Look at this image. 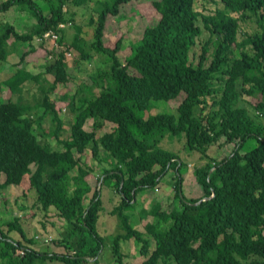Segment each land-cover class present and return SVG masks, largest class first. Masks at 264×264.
<instances>
[{
  "label": "trees",
  "instance_id": "obj_1",
  "mask_svg": "<svg viewBox=\"0 0 264 264\" xmlns=\"http://www.w3.org/2000/svg\"><path fill=\"white\" fill-rule=\"evenodd\" d=\"M89 1L49 0L48 11L35 0L0 1V13L19 6L30 9L37 20L24 33L11 23L2 27L0 61L8 60L12 37L15 46L31 44L38 36L43 46L51 40L61 47L42 73L18 67L8 78L0 77V88L8 86L12 93L21 94L29 81L38 83L43 73L53 75L51 82L44 78L49 87L38 85L43 96L34 104L22 98L0 100V195L31 175L37 205L45 213L54 207L67 221L61 244L74 250L50 252L35 246V237L27 236L16 216L6 225L9 230L18 229L24 241L9 237L0 225L1 264H36L46 258L65 264L97 261L105 245L98 231L103 186L112 191L108 194L110 214L118 217L123 230L110 242L118 264H124L125 257L121 241L131 238L140 245L141 264H264V0H220L223 8L206 13L196 8V0L149 1L160 16L131 45L125 62L119 56L124 36L111 46L105 44L103 35L109 15L118 16L121 6L133 0H98L97 16L89 19L94 26L90 44L105 57L106 67L92 76L95 88H89L90 94L65 91L53 99L58 85L71 79L68 53L76 48L82 59L90 57L82 44V26L75 25L71 42L65 32L75 15L67 6ZM250 18H256L259 28L242 31L241 21ZM204 30L209 37L202 42L195 64L191 51ZM36 48L27 49L20 64ZM180 93L184 98L177 115H142L154 100L169 101ZM245 95L256 102L246 100ZM57 100L66 101L73 113L67 137L62 135L64 108L57 107ZM40 107H44L43 114L35 117L32 112ZM48 117L54 126L45 132L56 138L57 147L42 141L36 131L43 129ZM89 119H93L90 130L85 127ZM104 122L115 126L99 136ZM164 135H184L186 148L198 151L205 160L194 167L202 196L183 193L181 169L187 163L178 152L160 145ZM250 139L257 144L245 149ZM217 143L233 148L216 158L209 150ZM88 149L97 165L103 166L96 186L89 177L97 165L83 160ZM171 171L176 176L171 206L155 201L142 209L141 219L149 215L154 219L144 230L136 228L128 212L136 209L138 195L159 188Z\"/></svg>",
  "mask_w": 264,
  "mask_h": 264
},
{
  "label": "rangeland",
  "instance_id": "obj_2",
  "mask_svg": "<svg viewBox=\"0 0 264 264\" xmlns=\"http://www.w3.org/2000/svg\"><path fill=\"white\" fill-rule=\"evenodd\" d=\"M2 1V0H0ZM38 4L43 7L45 11H48L50 4L49 0H35ZM56 1V0H55ZM104 1V0H103ZM110 1V0H109ZM149 1L152 0H133L132 3L123 4L121 6V11L118 16L109 15L106 28L104 31L103 39L105 44L114 46L116 41L123 35L124 41L122 49L119 52V56L122 62L126 61V57L131 53V45L139 40L144 32L147 25L153 23L159 18V13L152 7ZM100 2L98 0H90L89 2L80 5H68V11L70 13H75L74 22L72 24L66 25V38L71 42L74 38L76 27L75 25H81L83 28V39L82 44L86 51L90 53V57L87 59H82L80 57V52L78 49L73 48L68 57L70 59L69 73L71 79L67 84H60L56 88L52 98H58L63 92H69L74 94L78 92L80 96H85L90 94L89 88L94 89L95 84L92 76L100 69L106 67L105 57L99 53H96L91 48V42L93 40L94 26H90L89 19L91 15L97 16V9L99 8ZM195 6L198 10L203 12L214 11L216 7H222L223 3L220 0H196ZM6 23H11L16 27V30L20 33L27 32L35 23H37L36 17L32 14L30 9L22 10L19 6H14L10 10L0 13V30ZM202 24V22H200ZM242 31L244 32H254L259 28L256 18H250L247 21H241ZM209 37V32L204 30L201 37L198 39V44L192 49L191 56L194 59V63L197 64L201 54L202 42ZM10 55L8 60L0 61V77L1 79L8 78L14 70L18 67H25L28 71L33 74L42 73L44 70L45 63L48 59L54 58L58 55L61 47L56 45L54 41H47L42 45V40L37 36L34 41L30 44L29 42H20L14 44V38L10 39ZM36 46V50L26 56L25 60L21 62V57L23 53L32 47ZM239 55L240 52L238 51ZM20 64V65H19ZM51 82L53 80L52 74H42L41 81L38 83L34 81H29L26 84L23 92L20 94L12 93L8 86L0 88V100L5 101L9 98H13L17 101L18 98H22L23 101L29 102L31 104L36 103L42 99V93L39 84L42 87H49V82H44L45 79ZM184 98V93H180L174 99L167 100H154L152 107L142 113L144 117L154 115L157 113H172L177 115V106L181 103ZM244 98L253 103L256 102V98L245 95ZM57 107L61 111V116L65 121V130L63 131V137L69 135L70 123L73 119V113L67 109V102L57 100ZM44 107H40L35 112H32L35 117L41 116L43 114ZM93 119H89L86 124L88 130L91 129ZM44 133L49 132L53 128V123L50 117L46 118L42 122ZM115 126L112 122H104L103 127L98 131V135L101 136L106 131H111ZM42 130L37 129L42 141H49L54 147H57L56 138L54 136H49L46 133L47 138L42 136ZM46 131V132H45ZM160 145L165 149L170 151L178 152L181 158L186 163H191L190 165H185L181 172L184 175L185 182L183 183V193L187 197H200L204 194L203 188L195 180V174L193 169L195 166L201 164V154L198 151H191L186 148V138L184 135H164L160 139ZM257 144L255 139H250L245 146V149L254 147ZM233 145L229 144L227 146H221L219 143L214 144L209 153L211 156L216 158H222L229 154L232 150ZM83 160L88 162L90 165L96 167L97 161L92 157V152L90 149L83 155ZM202 162L205 160L202 158ZM102 165H97L96 171L89 177L90 182L93 185H99L98 176L103 173ZM34 168V166H32ZM173 172V171H171ZM169 174V173H168ZM175 174L170 173L166 175L161 184V192L158 193V189L155 191L142 192L141 197H137V207L133 212H128L131 214V222L136 228L140 230L145 229V224L147 220L154 218L149 217L148 219H140L139 211L143 207H148L155 201L160 199V196L164 198V204L170 207V200L174 197V184H175ZM31 175H26L21 184L15 185L11 184L5 189L0 195V224L2 230L14 239H24L18 229L9 230L6 225L9 221H12L14 217L19 216L21 224H24L27 236H33L36 240V246L42 250H48L50 252L57 251L60 252H70L71 248L67 249L61 244L62 232L67 224V221L60 217L57 209L52 207L48 213L41 210L40 206L37 205V193L36 190L31 185ZM112 193L111 189L107 186H103L102 193V206L100 210V218L98 221V231L105 238V245L98 256V260L89 259L88 261H82L79 264H118L115 257L113 256L112 249L110 247V242L113 236L117 233L122 232V228L118 217L110 214V202L108 201V194ZM36 235L41 236V238L50 237L52 240L50 242L44 243L42 240L37 239ZM89 237V236H88ZM91 241V240H89ZM123 251L127 253V258H124V264H140L144 257L140 253V245L134 239L122 240ZM60 243V244H59ZM4 243L0 241V249L3 247ZM155 242L152 240V249L155 247ZM60 246V247H59ZM74 253V250L72 251ZM36 264H65L60 259H40Z\"/></svg>",
  "mask_w": 264,
  "mask_h": 264
},
{
  "label": "crops",
  "instance_id": "obj_3",
  "mask_svg": "<svg viewBox=\"0 0 264 264\" xmlns=\"http://www.w3.org/2000/svg\"><path fill=\"white\" fill-rule=\"evenodd\" d=\"M43 1V0H42ZM204 162H202V159H201V165L203 164ZM188 165H190L191 163H187ZM193 172H194V169H193ZM170 173H174V171L173 172H170ZM169 173V174H170ZM168 174V175H169ZM185 178L186 177H184V182H185ZM195 180H196V177H195ZM197 181V180H196ZM198 183V182H197ZM156 189H158L159 191H158V193H160L161 191V188H160V186H159V188L157 187V188H154V189H147V190H145V191H143V192H146V191H155ZM141 195H142V193H140L138 196H140L141 197ZM157 201H162L163 203H164V198L163 197H161L160 196V199H158ZM170 203H171V200H170ZM169 203V204H170ZM152 206V203H151V205L150 206H148V207H143L142 209H149L150 207ZM136 207H137V205H136ZM135 207V208H136ZM141 210L139 211V218L141 219ZM149 217H152L153 218V216L152 215H149L148 217H147V219L149 218ZM143 220V219H142ZM147 221H152L151 219H149V220H147ZM1 225V224H0ZM22 226L24 227L25 225L24 224H22ZM24 229H25V227H24ZM37 236V235H36ZM28 237H30V236H28ZM31 237H33V236H31ZM36 242V241H35ZM122 243H123V241H121V249H122V252L125 254V257L127 256V253L126 252H124L123 251V247H122ZM60 244V243H59ZM34 245V244H33ZM36 246V245H35ZM64 246V245H63ZM60 247V246H59ZM65 247V246H64ZM1 250V249H0ZM57 251H61L60 249H56ZM72 251H73V249H72ZM124 257V258H125ZM127 258V257H126ZM141 263H142V260L140 261ZM140 263V264H141ZM0 264H1V259H0Z\"/></svg>",
  "mask_w": 264,
  "mask_h": 264
},
{
  "label": "built area",
  "instance_id": "obj_4",
  "mask_svg": "<svg viewBox=\"0 0 264 264\" xmlns=\"http://www.w3.org/2000/svg\"><path fill=\"white\" fill-rule=\"evenodd\" d=\"M61 26H64V24H61ZM48 35H49V33H46V36H48ZM36 238L42 240L44 243L50 242L52 240L50 237L41 238V236H39V235L36 236Z\"/></svg>",
  "mask_w": 264,
  "mask_h": 264
},
{
  "label": "water",
  "instance_id": "obj_5",
  "mask_svg": "<svg viewBox=\"0 0 264 264\" xmlns=\"http://www.w3.org/2000/svg\"><path fill=\"white\" fill-rule=\"evenodd\" d=\"M208 198H210V197H206V198H204V199H208ZM204 199L199 200V202H201V201L204 200Z\"/></svg>",
  "mask_w": 264,
  "mask_h": 264
}]
</instances>
